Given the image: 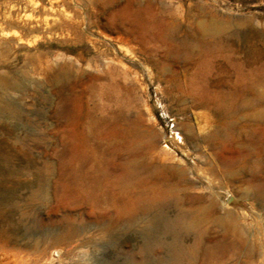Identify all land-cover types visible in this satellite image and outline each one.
Returning <instances> with one entry per match:
<instances>
[{
    "label": "rangeland",
    "instance_id": "374dc122",
    "mask_svg": "<svg viewBox=\"0 0 264 264\" xmlns=\"http://www.w3.org/2000/svg\"><path fill=\"white\" fill-rule=\"evenodd\" d=\"M124 1L0 0V264L163 263L198 219L262 264L264 0H129L154 14L131 54L107 39Z\"/></svg>",
    "mask_w": 264,
    "mask_h": 264
},
{
    "label": "bare ground",
    "instance_id": "6f19581e",
    "mask_svg": "<svg viewBox=\"0 0 264 264\" xmlns=\"http://www.w3.org/2000/svg\"><path fill=\"white\" fill-rule=\"evenodd\" d=\"M115 11H117V14H120V16L122 15L126 17L127 22L125 23V26L117 27L114 23L115 16L109 18L107 17V19L105 20L107 23L106 26L110 31V35L107 37V39L112 45L117 46L120 51L123 50V52L125 51L127 54L133 53L135 49H137V51L142 50V47L146 42L148 19L154 15L151 3L147 1V3L143 5L142 2L139 1H137L136 3H132L129 0H125L124 2L117 4ZM205 55H207V49L203 48L196 57L200 60ZM2 80L4 81L3 78L1 79V81ZM220 86L221 82L211 85V87L214 89L217 87L220 88ZM218 97L225 102L227 100H230L229 97H226L224 95H219ZM227 106L232 109L237 105L234 103V101L230 100L229 102H227ZM254 123L258 125L264 124V112H259L254 116ZM223 128H221L220 131L216 132V134H213V140H219L220 138L224 137L225 130H223ZM208 138L206 139H208L209 141L211 137ZM169 175L172 176V174ZM169 175H167L165 179H169ZM165 188L166 187H164V190ZM4 203L6 202L0 198V214H2L5 210L4 208H1V205L3 206ZM169 221L170 220L164 219L161 216L153 217L150 225L146 227L145 230L151 235H158V233H162L165 230L163 229V227L164 225L168 224ZM171 224L173 228L169 227L168 232L170 237L166 238V240H163L164 247L168 249L169 258L167 261H163L162 263L159 261V253L157 254V251H155L152 256L153 264H180L181 261L186 258H189L188 264H214V261L215 264H222L223 260L228 256H236L237 258L241 259L240 264H250L252 258L255 255L250 250L248 242L238 236V233L241 232L237 230L236 226H234L235 224L232 225L228 222L223 223L222 221H220L215 222V225L212 226L199 219L195 220L194 222L190 224L187 223L183 227L179 228V232L181 234L188 233L191 235V237L189 238L190 240L186 239L187 241L180 237V233L178 234L177 227L173 223ZM213 227L223 228L225 230L224 234L230 233L232 236H235V240L226 242V235H224L222 239H220L218 231L213 230ZM3 234L5 235L6 231L3 232ZM0 247H2V244ZM242 253H244V257L240 256ZM20 257L13 255L10 258H12L13 262L16 264H24L26 261H24V258H22V256ZM37 258L32 261L33 264H38ZM261 261L262 264H264V258L261 259Z\"/></svg>",
    "mask_w": 264,
    "mask_h": 264
}]
</instances>
